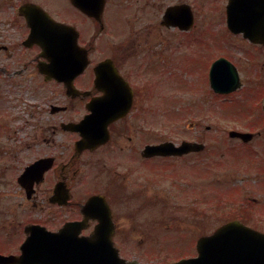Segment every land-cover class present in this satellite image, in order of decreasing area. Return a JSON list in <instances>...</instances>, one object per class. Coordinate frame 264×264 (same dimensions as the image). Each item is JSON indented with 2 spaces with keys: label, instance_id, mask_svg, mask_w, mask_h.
<instances>
[{
  "label": "flooded vegetation",
  "instance_id": "obj_1",
  "mask_svg": "<svg viewBox=\"0 0 264 264\" xmlns=\"http://www.w3.org/2000/svg\"><path fill=\"white\" fill-rule=\"evenodd\" d=\"M78 1L94 15L82 12ZM228 2L221 6L224 13ZM200 5V0H0V162H5L0 173H17L21 222L14 234L21 241L27 227L41 225L54 232L81 220L82 205L95 194L104 195L111 205L115 240H127L139 230L135 224L130 231L120 228L111 197L115 184L129 177L140 185L148 182L145 172L153 161L201 153L145 155L147 147L169 142L168 122L162 118L169 106H175L182 127L197 134L176 145L197 142L206 150L205 134L214 128L217 98L243 109V120L228 126L241 124L242 132L255 134L248 143L231 141L247 147L264 142V41L228 30L237 40L217 45L211 26L203 24V38L207 35L210 41L202 43V64L195 66L201 88H179L178 75L193 86L188 68L202 46ZM186 14L193 23L184 27ZM55 22L75 28L77 47L71 33L61 32ZM221 60L225 83L235 85L239 78L234 92L216 91V63ZM93 111L97 117L92 128L103 140L108 131L109 139L93 148L78 146L83 131L72 127ZM262 150L264 145L252 152L262 159ZM115 160L129 165L119 170ZM89 171L98 174L87 179ZM85 182L89 191L82 189ZM90 224L82 234H90L97 222Z\"/></svg>",
  "mask_w": 264,
  "mask_h": 264
},
{
  "label": "rangeland",
  "instance_id": "obj_2",
  "mask_svg": "<svg viewBox=\"0 0 264 264\" xmlns=\"http://www.w3.org/2000/svg\"><path fill=\"white\" fill-rule=\"evenodd\" d=\"M225 3L226 0H200L203 8L199 18L202 36L199 39L200 45H206L210 41L207 35L203 38V24L211 26L212 40L217 45L237 40L226 27L225 13L221 11V6ZM170 39L178 38L170 36ZM205 45L195 50L196 60L191 61L188 68L193 86L186 76L178 75L179 88L183 92L201 88L195 66L202 64L201 52L206 48ZM161 97L164 105L163 95ZM169 110L166 117L162 116L168 122V140L175 143L193 140L197 135L195 131L182 127L175 106H169ZM241 112V107H231L217 98L214 106L215 124L211 132L205 134L204 152L179 159L153 161L145 172L148 182L142 181L140 185L135 186L129 177L126 181L115 184L111 197L119 216L120 228L130 231L132 224H135L139 229L131 232L127 240H117V246L125 258L136 259L140 264H170L181 256H196L197 239L212 233L230 220L228 217L232 215H242L240 217L249 219V226L264 232V158L259 159L252 152L254 149H261L264 142L258 140L247 147L228 137V132L232 129L245 131L241 124L237 127L228 126L229 122L243 120ZM262 152L264 157V151ZM4 163L0 162V171L3 170ZM114 164L119 170H123L129 162L115 160ZM2 174L0 173V250L15 252L14 249L18 248L21 241L20 235H15L14 231L20 229L18 223L21 222L22 199L15 183L17 173ZM89 174L95 176L98 173L89 171ZM90 175L87 179H94ZM137 176L143 178V173L139 171ZM87 186L85 182L82 189L89 191ZM221 198L226 207H222L219 213L218 210L212 213L213 205L209 203L218 202ZM247 204L250 206L246 215L240 212V208ZM151 227H155V230Z\"/></svg>",
  "mask_w": 264,
  "mask_h": 264
},
{
  "label": "water",
  "instance_id": "obj_3",
  "mask_svg": "<svg viewBox=\"0 0 264 264\" xmlns=\"http://www.w3.org/2000/svg\"><path fill=\"white\" fill-rule=\"evenodd\" d=\"M90 16L88 6L78 4ZM228 24L235 33H244L253 41L264 38V0H231L228 6ZM69 30V29H68ZM73 32V29H70ZM74 31V40L77 41ZM218 64V63H217ZM216 79L219 85L232 92L227 79L222 78L217 69ZM96 113L83 122L86 129L96 123ZM76 129V128H75ZM78 129V128H77ZM231 137H240L247 141L251 135L231 132ZM84 132L82 147H96L99 140ZM204 149L202 144L184 142L180 147L172 143L148 147L146 156H182ZM86 217L99 219V225L90 237H79L82 224L68 225L58 234L47 233L45 229L33 227L31 235L22 245L23 254L17 256H1L0 264H127L119 257L114 246L115 227L111 211L101 197L90 199L84 207ZM198 257L182 260L174 264H264V234L255 231L239 221H232L219 228L213 235L199 239L197 243ZM130 264H136L130 263Z\"/></svg>",
  "mask_w": 264,
  "mask_h": 264
},
{
  "label": "trees",
  "instance_id": "obj_4",
  "mask_svg": "<svg viewBox=\"0 0 264 264\" xmlns=\"http://www.w3.org/2000/svg\"><path fill=\"white\" fill-rule=\"evenodd\" d=\"M223 198H221V200L219 199L220 202H222Z\"/></svg>",
  "mask_w": 264,
  "mask_h": 264
}]
</instances>
